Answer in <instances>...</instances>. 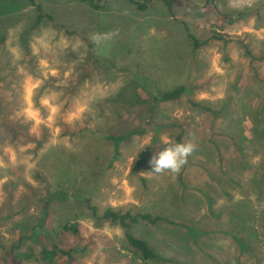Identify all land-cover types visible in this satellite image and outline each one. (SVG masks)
<instances>
[{"label": "rangeland", "instance_id": "374dc122", "mask_svg": "<svg viewBox=\"0 0 264 264\" xmlns=\"http://www.w3.org/2000/svg\"><path fill=\"white\" fill-rule=\"evenodd\" d=\"M36 2L53 17L38 27L31 2L0 0V264H43L55 244L74 250L64 264H143L86 199L161 217L130 229L171 260L154 264H264V0ZM133 129L117 152L109 136ZM189 140L178 175L150 172L165 142ZM233 161L254 177L219 170Z\"/></svg>", "mask_w": 264, "mask_h": 264}, {"label": "trees", "instance_id": "16d2710c", "mask_svg": "<svg viewBox=\"0 0 264 264\" xmlns=\"http://www.w3.org/2000/svg\"><path fill=\"white\" fill-rule=\"evenodd\" d=\"M28 1L31 2V4L36 8L37 11L35 27L41 25L42 21L45 18L53 20V17L50 14L44 13L43 6L41 4H38L36 0H28ZM80 1L83 3H88L95 10H100L102 8L101 0H80ZM151 1L152 0H131V2H133L141 11L147 10L150 6ZM163 2L164 5L168 8L169 12H172V9L175 6H182L186 2V0H163ZM189 37L194 42L195 49L196 50L199 49L201 44L199 43L198 39L193 34H189ZM2 40H4V36H2ZM246 53L248 56L252 58V60L258 59L253 54H251L250 50H247ZM94 60L97 63H99L95 58ZM186 92H187V88H185L184 86H180L175 88L174 90L159 93L158 95L154 96L153 98L154 103L160 104L165 102L178 101ZM142 133L143 131L139 129H133L124 134H120L117 136L115 135L109 136V139L114 142L116 151L118 152L120 145L123 142H129L133 136L141 135ZM181 138H182V133L178 136L179 142L181 141ZM141 156L142 158L138 160V162L134 166L135 170L150 168V165L145 158L146 154L142 152ZM52 199L65 200L67 199V196L64 193H59L57 195H54ZM86 203L88 204V207L93 211V214L97 215L99 219L110 220L114 223L115 222L120 223V225L126 230V239L136 260H140L143 264H154L162 261L171 262L170 259H164L160 257L156 252H154L145 240L139 239L130 233V229L132 228L133 225L139 224L141 221H148L156 224L161 220V217H154L148 213L133 214L131 211L114 210L113 208L106 209L103 212V214L100 216L98 208L91 204L90 199H86ZM63 230L78 235L79 224H66L63 226ZM73 252L74 250H66L64 248H61L60 245L55 244L51 248H44L37 257V259L40 260L43 264H64L65 262L70 263V261L73 258L72 255ZM23 257L31 258L34 257V255L26 254ZM23 257L17 256L14 259L13 264H22L21 261Z\"/></svg>", "mask_w": 264, "mask_h": 264}, {"label": "clouds", "instance_id": "9594fccd", "mask_svg": "<svg viewBox=\"0 0 264 264\" xmlns=\"http://www.w3.org/2000/svg\"><path fill=\"white\" fill-rule=\"evenodd\" d=\"M164 144L166 147L151 158L152 171L150 172L154 175L170 174L175 177L188 163V158L197 151L198 145L193 140L181 143L165 142Z\"/></svg>", "mask_w": 264, "mask_h": 264}, {"label": "crops", "instance_id": "0c3cea01", "mask_svg": "<svg viewBox=\"0 0 264 264\" xmlns=\"http://www.w3.org/2000/svg\"><path fill=\"white\" fill-rule=\"evenodd\" d=\"M248 149V148H247ZM228 149L226 148H221L219 150V154H221L222 156L225 157V155L229 154V152L227 151ZM249 151V149H248ZM264 152V151H263ZM231 163V164H230ZM219 170H223L225 172H227V174L230 176V177H234V175H238L239 172H245L244 175H246V177L248 179H251V177H254V174H253V168H250L249 167V164L246 166V167H240V165L238 164H234V161L233 162H228V163H223V164H220L219 165ZM243 174V173H242ZM253 180V179H252Z\"/></svg>", "mask_w": 264, "mask_h": 264}]
</instances>
